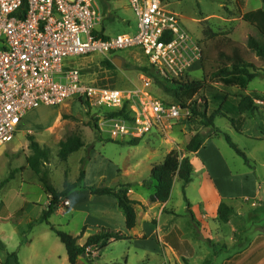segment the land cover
Instances as JSON below:
<instances>
[{"label":"rangeland","instance_id":"374dc122","mask_svg":"<svg viewBox=\"0 0 264 264\" xmlns=\"http://www.w3.org/2000/svg\"><path fill=\"white\" fill-rule=\"evenodd\" d=\"M109 1L110 9L103 26L105 35L114 38L122 34H137L138 21L129 1ZM164 1L181 16L183 25L196 40H199L202 47L203 61L207 63L206 70L204 73L202 71L193 73V82L207 83L205 77L225 61L223 53H231L226 39L241 45L249 52V61H253L264 70V62L247 48L249 36L259 40H262V37L254 26L243 20L245 13L264 9L263 0ZM109 17H113L114 21H110ZM117 56L123 62L121 66H116V69L106 67L103 64L106 59L101 55L87 58L72 57L67 60V64L70 62L78 68L86 77V82L94 81L112 88H138L163 102H176L158 84L154 73L142 70L145 61L139 51L121 52ZM260 76L250 83L247 94L264 93V73ZM220 92H227L233 96L246 93L237 88H224L221 85L207 83L205 90L190 103L200 104L203 99H208L211 113L215 109L212 101ZM190 116L191 111L185 110L180 120L167 125L164 130L157 129L147 134L138 146H130L129 142L122 144L112 142L106 135L95 131L94 115L78 104L44 106L28 112L15 139L0 148V184L14 172L13 179L0 191V248L6 250L0 251V264H17L15 257H10L11 253H16L19 264H69L65 246L46 223H37L30 230L31 221L40 220L41 213L48 209L52 196L27 165V158L31 155L29 135L34 136L40 146L49 151L46 168L50 181L57 190H64L66 182L73 183L77 180L83 168L81 163L83 159L86 160L84 169L87 171L91 154L95 150L117 168L114 177L111 173L108 174L107 181L111 183L109 186L117 190L127 189L129 197L137 202L135 205L137 226L129 235L132 239L113 244L116 246L104 242L98 247L88 248L86 256L78 260L81 263L226 264L231 261L264 264V143L232 132V125L228 119L218 117L215 125L227 133L247 155L249 164H246L245 160L226 143L225 138L221 137L220 143L225 149V156L233 170L241 168L257 174L261 184L259 195L240 197L237 202L230 205L237 210H233L228 223L220 222L218 217L212 219L204 213L201 221L207 222L210 228L208 230L206 228L205 231L200 228L203 223L189 213L182 183L178 180L174 184L169 203L152 202L156 186V182L150 177L152 167L161 163L171 149H177L185 155L186 146L196 133L209 132L205 127L190 126L187 122ZM260 122L264 124V120ZM72 137H80L84 147L71 154L67 160H61L58 156L60 144ZM195 175H202V172L195 171ZM244 180L243 194H256L258 190L253 180ZM199 183L196 179L188 190V196L194 203L200 199ZM77 195L82 198L77 199ZM66 200L74 207L90 206L95 212L102 211L105 203L89 194L87 190H77L54 204V212L50 217L51 224L70 235L80 237L78 244L83 246L89 235L94 234L100 226H88L84 234H80L86 214L67 210L63 205ZM108 210L113 213L107 207L103 212ZM116 210L125 221V216L118 206ZM61 212H64V216L60 215ZM114 218L116 220V216ZM212 223H215L214 229ZM218 233L221 239H218ZM253 246L254 252L251 253L250 248ZM247 257L249 259H246Z\"/></svg>","mask_w":264,"mask_h":264},{"label":"built area","instance_id":"2783aa9c","mask_svg":"<svg viewBox=\"0 0 264 264\" xmlns=\"http://www.w3.org/2000/svg\"><path fill=\"white\" fill-rule=\"evenodd\" d=\"M128 1L138 33L111 38L103 28L102 0H0V148L15 139L28 112L44 106L78 104L98 118L101 135L122 143L181 119L180 105L138 88L86 82L67 64L93 55L114 64L118 53L136 50L169 83H186L202 71V47L177 12L164 0ZM118 112L124 115H111Z\"/></svg>","mask_w":264,"mask_h":264},{"label":"trees","instance_id":"16d2710c","mask_svg":"<svg viewBox=\"0 0 264 264\" xmlns=\"http://www.w3.org/2000/svg\"><path fill=\"white\" fill-rule=\"evenodd\" d=\"M109 0H102V7L106 16L110 9ZM264 2V0H263ZM110 21H114L113 17H109ZM243 20L250 25L254 26L259 32L262 40H259L253 36H249L247 42V48L249 51L255 53L256 57L260 61L264 62V9L251 11L245 13ZM227 44L231 49V53H223L225 61H222L219 67L208 74L205 77V81L208 84L221 85L224 88H237L242 92H245L250 83L256 78L261 77V73L264 70L258 67L253 61H249V52L245 50L241 45L226 39ZM145 63V62H144ZM103 64L110 68L116 69V66L106 60ZM207 63L203 61L202 73L206 70ZM148 73H154L157 76L156 80L159 85L175 99L176 102H168V104H177L182 107L183 110H190L191 116L188 119V124L193 127H205L209 129L206 134L196 133L188 142L185 150V155H182L177 149H173L164 160L156 164L151 169V179L156 182L155 192L152 195V202L154 203H167L173 191L176 180L182 183V189L185 194V200L188 205L189 212L191 213V203L186 197L187 187L195 179V167L192 163V158L196 153L203 147L206 146L208 140L224 137L229 146L245 160L246 164H249L247 155L239 149V147L232 141L231 137L221 131L215 125V121L218 117L228 119L234 128L237 127L236 116L249 114L250 116L257 111L256 102H264V93L254 92L251 95H239L233 96L227 92H220L216 94L213 99V105L215 109L209 112V101L203 99V102L198 104L190 103L197 95L205 90L207 83L193 82V78H189L186 83H169L162 79L151 67L145 64L144 69ZM192 80V81H191ZM167 85H165L163 82ZM169 84V85H168ZM105 86V85H101ZM167 103V102H166ZM91 114L92 112L89 111ZM112 116H123L124 112L111 113ZM231 116V117H230ZM95 123L94 130L99 132L97 121L98 118L94 115ZM30 142L31 155L27 158L28 167L37 175L39 181L45 186L47 192L52 196L51 203L47 210L43 211L40 220H33L30 223V230L37 223H46L51 231L56 234L60 242L65 246L69 264H77L80 257L87 254L88 248L98 247L101 243L107 242L111 245L117 243L128 242L132 239L131 236L125 232L117 229H110L105 227H98L94 234L90 235L85 245L81 246L78 244L80 237L70 235L60 230L50 222V217L54 212V204L59 199L69 195L70 193L77 190H87L92 196L104 197L112 196L117 201L118 208L122 211L126 220V227L128 231H133L137 226V212L135 205L136 201L129 197V191L127 189H119L110 186H89L83 185V181L86 178V171L84 169L86 160H82V170L79 173V177L73 183L66 182L64 190H57L50 181L49 172L46 168V164L49 161V151L40 146L35 140L34 136H28ZM142 139H136L129 141L130 146H138ZM112 141V140H110ZM115 143L122 144V142L112 141ZM128 143V142H126ZM84 147V142L80 137H72L67 141L60 144L59 158L61 160H67L73 153L80 151ZM14 172L10 174L0 184V191L13 179ZM233 214V208L227 203L222 202L218 209V219L222 223H228ZM87 227L82 229V235ZM0 251L6 252L5 249L0 248ZM10 257H15L16 263L18 259L16 253H11Z\"/></svg>","mask_w":264,"mask_h":264},{"label":"crops","instance_id":"0c3cea01","mask_svg":"<svg viewBox=\"0 0 264 264\" xmlns=\"http://www.w3.org/2000/svg\"><path fill=\"white\" fill-rule=\"evenodd\" d=\"M243 94L249 95L247 94V92ZM256 106H257V111H255V113H253L249 117L247 116L248 114H244L241 116L237 115L235 118L239 131L236 128H234V126L230 122L232 125L231 130L232 132H236L242 136L254 140L255 142L264 143V124H261L260 122V120H264V102L257 101ZM220 138L221 137L208 140L206 146L201 148L192 158V163L195 167V171L198 172L199 170L202 172V175H196L195 177V180L198 179L200 182L199 183L200 199L198 200L197 203H194L193 200L190 199L188 196L189 187L195 182V180L187 187L186 196L191 203V209H190L191 213L190 212L189 213L199 221L203 220L202 215L204 213H207V215L212 217V219L213 218L216 219L218 217L219 206L222 202L229 204V206L233 205V203L237 202L240 197L245 196L247 198V197L259 195V190L261 188L260 187L261 184L258 181L259 177L255 172L251 170H242L241 168L237 170H233L231 164L229 163L227 157L225 156L226 152L220 143ZM172 150L173 149L169 150L167 155ZM116 169L117 168H115L109 162L108 159H106L104 156H102V154L94 150L91 154V159L89 160L87 165L86 178L83 184L86 187L100 186L102 184H106L107 186H109L111 183L107 181L109 180L108 174L111 173L112 174L111 176L114 177L116 173ZM116 178L117 175L115 179ZM244 179L253 180V183L255 184V186H257V190H258L256 194H246V195L243 194L242 184L245 181ZM87 192L91 194L89 191ZM77 196H78L77 199L79 200L82 198L79 195ZM94 197L105 203V205L102 206V211L95 212L94 209L91 210L90 206L88 207L87 205H84L83 207L81 206L74 207L72 204L70 205V207H67V210L70 211L73 210L77 213L86 214V217L82 223L83 228L92 225H98L100 227L117 229V230L120 228V230H123V232L130 235V231H128L126 227V220L124 221V219H122V217L118 215V211L116 210L117 207L116 199L112 196H104V197L94 196ZM167 203H169V201ZM28 207L29 205L26 207L25 213ZM106 207L113 211V213L116 216V220L118 219V217H120L117 220V222L115 218L113 219V217L115 216L113 213L110 212V210L103 212ZM232 208L234 211L237 210L236 207L234 206ZM107 212H110L109 215L107 214ZM202 223L203 225H201L200 227L202 231H205L206 228L207 230L210 229L207 222H202ZM213 224L215 223H212V227L214 229L215 227ZM122 225H124V227ZM81 233L82 231L80 232V234ZM217 237L218 239H221V237H219V233L217 234ZM257 238H258L257 239L258 242L259 236ZM250 250L251 253H253L254 246L250 248ZM189 257L192 258V256ZM246 259L249 258L247 257ZM77 264H83V263L78 261ZM226 264H243V263L230 261Z\"/></svg>","mask_w":264,"mask_h":264},{"label":"water","instance_id":"95a60500","mask_svg":"<svg viewBox=\"0 0 264 264\" xmlns=\"http://www.w3.org/2000/svg\"><path fill=\"white\" fill-rule=\"evenodd\" d=\"M116 60H114V65L115 66H121L123 61L120 58H117ZM85 256L86 255L84 254L82 257H85Z\"/></svg>","mask_w":264,"mask_h":264}]
</instances>
